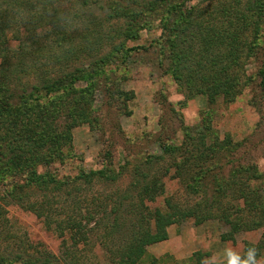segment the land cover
<instances>
[{
  "label": "trees",
  "instance_id": "1",
  "mask_svg": "<svg viewBox=\"0 0 264 264\" xmlns=\"http://www.w3.org/2000/svg\"><path fill=\"white\" fill-rule=\"evenodd\" d=\"M63 2L68 7L61 15ZM34 6L41 7L40 15L32 14ZM50 11L56 18L48 20L52 30H45L41 23ZM111 20L122 21V26L113 30L106 26ZM145 27L160 31L157 41L166 39L169 73L186 97L201 96L210 105L219 99L231 103L252 79L263 95L264 60L247 79L241 60L264 58V0H0V201L9 198L48 224L57 210L70 211L60 222L59 234L68 231L72 243L64 262L46 255L29 261L0 256V264H79L75 249L81 243L86 251L98 248L102 253L101 260L90 264H140L147 247L167 240V229L187 219L196 225L210 219L228 225L223 241L264 226V193L257 185L261 176L255 164L238 160L239 144L219 142L208 127L197 135L186 133L179 146L161 145L172 160L160 177L152 175L148 165L161 155L136 146L119 152L121 161L136 162L125 189H136L134 199L119 189L80 193V184L114 183L128 170L112 167L110 148L102 152L107 162L100 169L73 177H58L50 169L70 158L64 151L71 148L75 128L99 126L92 107L102 87V67L113 56L136 50L126 45ZM38 28L44 29L41 45L33 40ZM119 36L122 40L113 42ZM10 40L18 42L11 64L5 55ZM106 45L109 51L103 54ZM53 73L57 76L50 77ZM103 79L106 82L108 74ZM83 82L85 87L78 88ZM16 88L20 91L15 93ZM105 92L116 102L123 96L108 88ZM171 170V177L185 190L200 194L201 201L188 207L165 198L163 207L150 210L147 203L164 195L162 179ZM28 190L38 197L26 198ZM97 239L99 245H86ZM249 248L257 250V260L263 247L253 244L244 246L240 259ZM191 258L202 263L199 252Z\"/></svg>",
  "mask_w": 264,
  "mask_h": 264
},
{
  "label": "rangeland",
  "instance_id": "2",
  "mask_svg": "<svg viewBox=\"0 0 264 264\" xmlns=\"http://www.w3.org/2000/svg\"><path fill=\"white\" fill-rule=\"evenodd\" d=\"M67 7V3L63 2L60 8L61 15ZM41 12V7L34 6L32 14L37 16ZM93 12L97 14L96 10ZM51 18L55 19L56 15L50 11L47 20L41 23L45 30H52L51 26H48L51 25L48 21ZM108 24L116 30L122 26V21L111 20L106 26ZM44 29L34 30L33 40L39 45L42 42L41 36ZM119 37L113 42L119 43L122 40ZM158 37H160L158 29L145 27L139 32L136 41L128 42L126 45L128 48L136 47V50L128 52V55L115 54L116 56H113L108 64L102 67L100 76L104 78L108 74V80L105 82L103 78L101 79L102 87L96 93L92 107L93 117L99 121V126L87 123L75 128L72 132L71 148L64 151L65 155L67 154L70 158L61 165L58 163L52 165L50 169L52 168L58 177H73L80 171L100 169L107 162L102 157V152L110 148L114 153L112 167L116 171L119 167H127L128 170L114 183L103 184L94 180L89 186L80 184L81 189H84L80 193L91 195L95 192H108L115 189L125 192L132 181L130 173L136 162L127 164L121 161L117 157L119 152L123 153L127 147L131 149L140 147L144 153L161 155L162 159L155 160L148 165L150 173L159 176L161 170L168 167L172 160L167 153L165 155L162 153L161 145L179 146L186 133L192 132L191 135H197V132L208 127L219 142L230 140L232 143L239 144L235 157L238 160L246 159L255 164L256 171L261 176L257 185L263 189L264 193V93L263 95L259 93V88L252 79L231 103H224L219 99L215 104L210 105L204 97H186L184 91L179 88L169 73L170 62L167 58L166 39L157 41ZM45 43L50 44L47 41ZM17 45L18 42L13 40L6 44L5 55H7L9 64L15 61L13 53ZM107 47L109 45L103 48V54L109 51ZM52 51L56 53L58 50L53 48ZM38 57L42 64L41 56ZM263 60L262 56L258 60L242 58L243 78L247 79L255 74L259 69V63ZM49 63L51 65L52 61ZM56 76V73L50 74V77ZM257 79L259 80V77ZM34 82L32 79V83ZM85 85L84 82L80 83L78 88H83ZM106 88L110 92L113 90L116 94L122 93L123 96L117 98L114 94L119 100L116 102L111 99L113 101L111 102L109 95L105 92ZM16 90L20 91V88H16L15 93L18 92ZM29 104L27 106L32 108V103ZM230 167L232 166L225 168L224 177L229 173ZM212 174L217 175L216 171H212ZM171 175H173V170L162 179L164 195L152 203H147L150 210L163 207L165 198L173 197L174 202L188 207L201 201L200 194L185 190L182 182L172 178ZM129 190L131 191L125 194L135 198L136 189L130 187ZM62 191L61 194H64L67 190ZM34 193L39 194L32 190L25 191V197L30 199L38 197ZM64 199L65 197L61 198V200ZM124 214L120 213L121 216H125ZM68 215L70 211L67 214L61 209L57 210L48 220V224L44 218H38L30 211H25L20 204L9 198L0 201V256L10 260L18 256L22 257V260L29 261L32 258L46 255L60 258L63 262L68 260L64 253L72 245L70 233L65 231L63 235L59 234L60 222L66 221ZM169 229L171 238L168 244L174 245L175 248L181 245L186 246L184 249L191 245L194 253H201V264H228V254L232 253L242 257L246 244L262 246L263 250L260 251L257 261L264 259V226L254 231L234 234L233 240L228 241H223L222 236L228 233L229 226L216 219L207 220L200 225H196L194 219H187ZM116 237L119 238V236ZM94 242L96 243L86 245H99V239ZM83 245L85 244L81 243L75 249L77 258H80L79 264L97 263L101 260L102 253L98 248L86 251ZM149 249L150 247H147V254L140 264L197 263L191 258L193 252L191 256L189 255L190 257L179 260L173 254L155 256L154 252ZM190 250L192 248L187 251L190 252Z\"/></svg>",
  "mask_w": 264,
  "mask_h": 264
},
{
  "label": "crops",
  "instance_id": "3",
  "mask_svg": "<svg viewBox=\"0 0 264 264\" xmlns=\"http://www.w3.org/2000/svg\"><path fill=\"white\" fill-rule=\"evenodd\" d=\"M167 230H168L167 231L168 239L163 242L149 246L150 247L149 251L154 252L155 256L173 254L174 257L179 260L190 257L192 255L191 253L192 252L194 253L193 247H191V245H188V248L184 249L186 246L181 245L180 247L175 248L174 245L168 244V241L171 238V234H170V229L168 228ZM191 248L192 250H190V252L187 251L188 249H191Z\"/></svg>",
  "mask_w": 264,
  "mask_h": 264
},
{
  "label": "clouds",
  "instance_id": "4",
  "mask_svg": "<svg viewBox=\"0 0 264 264\" xmlns=\"http://www.w3.org/2000/svg\"><path fill=\"white\" fill-rule=\"evenodd\" d=\"M255 248H249L246 253V258L241 260L239 256L234 255L232 253L228 254V264H264V259L261 261H257L255 258L256 253Z\"/></svg>",
  "mask_w": 264,
  "mask_h": 264
}]
</instances>
